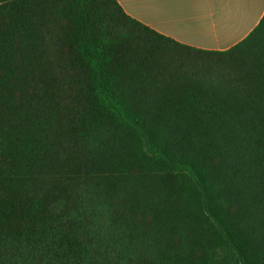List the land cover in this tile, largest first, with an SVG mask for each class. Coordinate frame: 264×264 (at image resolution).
Instances as JSON below:
<instances>
[{
    "label": "trees",
    "instance_id": "1",
    "mask_svg": "<svg viewBox=\"0 0 264 264\" xmlns=\"http://www.w3.org/2000/svg\"><path fill=\"white\" fill-rule=\"evenodd\" d=\"M0 264H264V16L205 51L0 0Z\"/></svg>",
    "mask_w": 264,
    "mask_h": 264
},
{
    "label": "crops",
    "instance_id": "2",
    "mask_svg": "<svg viewBox=\"0 0 264 264\" xmlns=\"http://www.w3.org/2000/svg\"><path fill=\"white\" fill-rule=\"evenodd\" d=\"M131 18L180 44L226 51L264 16V0H115Z\"/></svg>",
    "mask_w": 264,
    "mask_h": 264
}]
</instances>
